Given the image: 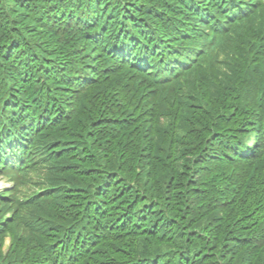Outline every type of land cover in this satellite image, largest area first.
I'll list each match as a JSON object with an SVG mask.
<instances>
[{
  "label": "trees",
  "instance_id": "16d2710c",
  "mask_svg": "<svg viewBox=\"0 0 264 264\" xmlns=\"http://www.w3.org/2000/svg\"><path fill=\"white\" fill-rule=\"evenodd\" d=\"M0 175V264H264V0H0Z\"/></svg>",
  "mask_w": 264,
  "mask_h": 264
},
{
  "label": "rangeland",
  "instance_id": "374dc122",
  "mask_svg": "<svg viewBox=\"0 0 264 264\" xmlns=\"http://www.w3.org/2000/svg\"><path fill=\"white\" fill-rule=\"evenodd\" d=\"M35 178H33L30 184L28 185H24L25 186V190H32L34 187V185H36V182L39 180H43L42 178H40L37 175H34ZM13 187V182L10 181V178H7L6 176L4 177L3 175H0V190H4V191H8V189ZM30 187V188H29ZM44 192V191H43ZM25 194V192H22V194ZM11 213V211H9ZM10 241V237L6 238V243H8Z\"/></svg>",
  "mask_w": 264,
  "mask_h": 264
}]
</instances>
